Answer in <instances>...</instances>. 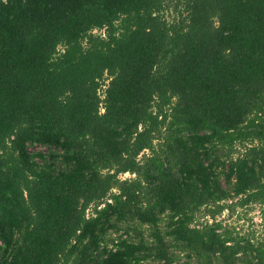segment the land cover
Here are the masks:
<instances>
[{"label":"trees","instance_id":"1","mask_svg":"<svg viewBox=\"0 0 264 264\" xmlns=\"http://www.w3.org/2000/svg\"><path fill=\"white\" fill-rule=\"evenodd\" d=\"M255 204L264 0H0V264H264Z\"/></svg>","mask_w":264,"mask_h":264},{"label":"rangeland","instance_id":"2","mask_svg":"<svg viewBox=\"0 0 264 264\" xmlns=\"http://www.w3.org/2000/svg\"><path fill=\"white\" fill-rule=\"evenodd\" d=\"M100 33L101 31H98L97 34ZM102 93L103 92H101V94ZM30 150L31 152H42L43 154L49 153V149L41 145L31 146ZM133 177L134 176L130 174H124L121 176L122 179H129ZM219 220L224 221V224L235 226L238 228V231L250 236L264 237V211L258 204L251 205L246 208H237L233 215L226 211L224 214L219 216Z\"/></svg>","mask_w":264,"mask_h":264}]
</instances>
